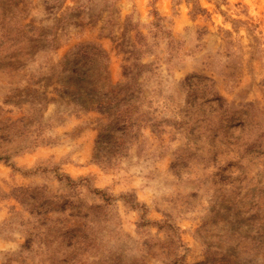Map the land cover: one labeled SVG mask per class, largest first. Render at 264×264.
<instances>
[{
	"label": "rangeland",
	"instance_id": "rangeland-1",
	"mask_svg": "<svg viewBox=\"0 0 264 264\" xmlns=\"http://www.w3.org/2000/svg\"><path fill=\"white\" fill-rule=\"evenodd\" d=\"M0 264H264V0H0Z\"/></svg>",
	"mask_w": 264,
	"mask_h": 264
},
{
	"label": "trees",
	"instance_id": "trees-1",
	"mask_svg": "<svg viewBox=\"0 0 264 264\" xmlns=\"http://www.w3.org/2000/svg\"><path fill=\"white\" fill-rule=\"evenodd\" d=\"M81 80L85 81V77ZM87 85L95 87L92 92L93 97L90 96L88 99V106H81L77 104L78 102H75L73 106L83 111L93 110L100 116L93 161L107 166L119 164V161L125 158L124 153L129 150L132 141L137 136L139 125L136 118L133 117L137 113L135 103L140 100L141 93L139 90H128L121 94L112 93L111 90L114 87H110V91L103 90L105 86L100 88L96 86V82L92 81ZM83 93L88 95L86 92ZM214 102L217 103V106L213 112L216 111L217 115H223L228 104L221 98H215ZM149 125L152 128L155 127L152 124ZM236 181H239L238 176L231 179V183Z\"/></svg>",
	"mask_w": 264,
	"mask_h": 264
}]
</instances>
